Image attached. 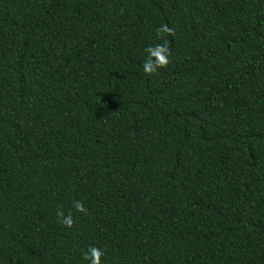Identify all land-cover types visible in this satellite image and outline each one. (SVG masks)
<instances>
[{
  "label": "trees",
  "instance_id": "trees-1",
  "mask_svg": "<svg viewBox=\"0 0 264 264\" xmlns=\"http://www.w3.org/2000/svg\"><path fill=\"white\" fill-rule=\"evenodd\" d=\"M89 246L264 264V0H0V264Z\"/></svg>",
  "mask_w": 264,
  "mask_h": 264
},
{
  "label": "clouds",
  "instance_id": "clouds-1",
  "mask_svg": "<svg viewBox=\"0 0 264 264\" xmlns=\"http://www.w3.org/2000/svg\"><path fill=\"white\" fill-rule=\"evenodd\" d=\"M157 37L159 38L162 33L170 34L172 29L169 28L166 24L160 25L155 29ZM171 50L168 46L167 41L163 43H156L153 45H149L144 49V59L142 62V70L145 75H153L157 73V71L161 68L167 67L170 63ZM72 205L76 212L85 213L86 208L82 201L74 200ZM58 222L63 226L71 228L74 219L69 212L65 214L63 211H58L56 213ZM105 255L104 251L99 247L89 246L86 251L82 252L83 260L87 262V264H101V258Z\"/></svg>",
  "mask_w": 264,
  "mask_h": 264
}]
</instances>
